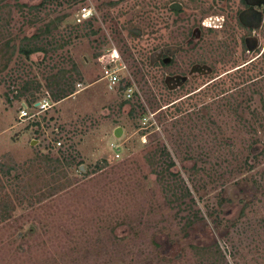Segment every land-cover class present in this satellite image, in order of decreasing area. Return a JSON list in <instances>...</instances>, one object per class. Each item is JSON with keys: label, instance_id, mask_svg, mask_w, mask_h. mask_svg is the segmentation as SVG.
<instances>
[{"label": "rangeland", "instance_id": "rangeland-1", "mask_svg": "<svg viewBox=\"0 0 264 264\" xmlns=\"http://www.w3.org/2000/svg\"><path fill=\"white\" fill-rule=\"evenodd\" d=\"M242 1L0 0V264H201L190 245L215 242L228 264H264V0ZM37 34L46 51L26 58ZM63 71L75 92L20 121L17 91L40 100ZM162 145L205 219L193 228L146 161ZM68 155L72 183L39 200Z\"/></svg>", "mask_w": 264, "mask_h": 264}, {"label": "trees", "instance_id": "trees-1", "mask_svg": "<svg viewBox=\"0 0 264 264\" xmlns=\"http://www.w3.org/2000/svg\"><path fill=\"white\" fill-rule=\"evenodd\" d=\"M174 12L177 11L174 10ZM49 30L50 29L47 28V31ZM39 37L40 35L37 34L34 35L31 39H26V41L29 42L19 47L20 54H22L26 58H30L34 53L46 51L44 47L31 42L33 41V39H38ZM246 49L244 48V50ZM263 55L264 52L258 58L263 57ZM75 71H77V69H75ZM250 81H252V79H250ZM46 84L48 93L50 94L54 102L62 101L75 92V80L73 78V75L69 74L68 71H63V73L56 78H49ZM130 86V83L126 82L122 89L126 91ZM22 96H30L29 100H27L29 102H33L36 100L35 93L34 91H31L29 84L24 85L22 89L20 91H17V93L13 97H15V99H20ZM124 102H126L127 104L129 103V100ZM136 107L138 106L134 104L131 105L129 112L130 116H135L137 109ZM36 124L39 125L38 123ZM251 144L252 145H250V148L252 149L255 146V142H252ZM157 160L161 161L164 166L161 172L158 171L157 179L163 188L167 202L177 203L178 206H181V204H185L190 208L188 215H186L185 217V228H193L200 221H205V219L200 216L201 210L194 208V206L196 205V201L185 179L179 172L171 171V169L175 167V162L173 161L171 154L166 146L162 145L161 147H157V149L150 152L146 156V161L151 167L155 166ZM248 161H246L244 164L247 166L248 171H250L254 167L251 168ZM52 162H54L56 165L50 169L51 172L49 170L47 174L49 175V178L45 177V180L42 177L43 181L41 179L40 183H42L43 187H46V189H43V191L40 192L39 200L48 199L54 196L55 194L65 190L72 183V179L68 177L65 168H70L73 165V156H63L61 158L53 160ZM6 173L8 172L6 171ZM250 179L251 178H245L244 181L247 182ZM254 184L255 186H257L258 183L256 180L254 181ZM227 201H231V199L225 197L221 198L218 204L219 209L209 215L211 218V223L215 224L216 227L222 225L225 220L226 213L223 212V214L221 215L220 208L224 207ZM2 209H4V212ZM9 210L10 207H8L7 205L5 208H2L0 205V217L3 220H6L9 217ZM2 213L7 215H3ZM190 247L192 248L196 256L200 258L201 264H228L226 255L217 242L208 246L191 244Z\"/></svg>", "mask_w": 264, "mask_h": 264}, {"label": "built area", "instance_id": "built-area-1", "mask_svg": "<svg viewBox=\"0 0 264 264\" xmlns=\"http://www.w3.org/2000/svg\"><path fill=\"white\" fill-rule=\"evenodd\" d=\"M110 59L114 61L117 59V57L116 55L111 54ZM99 60L101 61V63L105 62L104 57H100ZM105 66H106V69L104 70V76L105 78L109 80V87L112 89L119 82V76L114 71L113 72L110 71L107 65ZM78 85H81V84H78ZM126 93H127V97L130 98L133 95V89L129 87L126 90ZM24 104H25V107H24ZM53 105H54V101L48 92H47L46 97H43L40 100H35L33 102L24 100L20 103L18 119L20 121L35 120V118H37V116H39L40 114L49 111V109H51ZM57 144L58 146H61L62 143L59 141L57 142Z\"/></svg>", "mask_w": 264, "mask_h": 264}, {"label": "flooded vegetation", "instance_id": "flooded-vegetation-1", "mask_svg": "<svg viewBox=\"0 0 264 264\" xmlns=\"http://www.w3.org/2000/svg\"><path fill=\"white\" fill-rule=\"evenodd\" d=\"M242 1V0H241ZM262 0H256V1H252V0H243L242 2L245 4V6L246 7H252V5L251 4H253V3H260ZM263 2V1H262ZM239 21L240 20H238V26H241V27H243L240 23H239ZM249 30H250V28H249ZM243 40H245V39H243ZM161 60V61H160ZM159 60V63H161L162 65H166V62H167V60L165 59V58H162V59H160Z\"/></svg>", "mask_w": 264, "mask_h": 264}, {"label": "water", "instance_id": "water-1", "mask_svg": "<svg viewBox=\"0 0 264 264\" xmlns=\"http://www.w3.org/2000/svg\"><path fill=\"white\" fill-rule=\"evenodd\" d=\"M24 107H25V104H24ZM118 130H120V128L115 131V135L116 136H119L120 135L119 132H118Z\"/></svg>", "mask_w": 264, "mask_h": 264}]
</instances>
